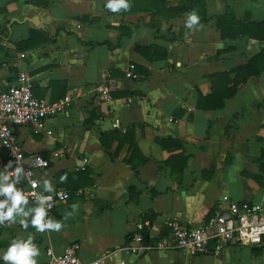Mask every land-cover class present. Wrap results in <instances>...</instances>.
Here are the masks:
<instances>
[{
	"label": "crops",
	"instance_id": "1",
	"mask_svg": "<svg viewBox=\"0 0 264 264\" xmlns=\"http://www.w3.org/2000/svg\"><path fill=\"white\" fill-rule=\"evenodd\" d=\"M128 2L129 11L113 13L107 0H0V91L26 72L35 98L72 97L66 113L47 118L53 135L14 128L26 154L48 161L37 169L40 186L48 179L70 192L49 218L63 227L39 233L31 217L27 230L19 217L6 222L0 257L14 239L31 235L37 264L46 262L47 248L61 254L71 243L86 261L115 252L111 264H264V240L228 243L219 256L192 257L176 247L122 252L136 223L154 225L148 241L167 234L169 220L199 226L226 194L264 216V68L237 84L222 108L210 98L228 93L240 66L264 49L244 34L221 36L215 19L229 8L244 23L263 21L264 0H204L210 19L192 29L187 15L167 12L179 0ZM104 73L105 95L96 91ZM9 164L0 149V184L11 182L4 180Z\"/></svg>",
	"mask_w": 264,
	"mask_h": 264
},
{
	"label": "built area",
	"instance_id": "2",
	"mask_svg": "<svg viewBox=\"0 0 264 264\" xmlns=\"http://www.w3.org/2000/svg\"><path fill=\"white\" fill-rule=\"evenodd\" d=\"M133 68L134 65H129L128 75L136 78ZM102 78L104 82L98 84L96 91L105 95L108 89L105 83L108 74L104 73ZM71 104L70 91L63 98L52 102L35 98L26 72H20L17 82L0 91V149L11 164L7 173H13L17 166H21L25 173H30V176L24 177L16 186L24 192L32 207L38 206L33 193L52 197L49 204L45 205L46 219L52 216L53 208L57 204L69 200L70 192L59 189L45 192L40 183L36 188L32 187L29 181H38L37 169L48 167V161L40 154H26L14 128L27 126L34 134L51 136L53 132L47 126V118L66 113ZM88 163L89 159L83 158L81 168L86 169ZM12 179L14 180L15 177L12 176ZM75 194L79 195L80 191H76ZM259 213V210L252 209L247 202L233 200L226 194L217 211L199 226L189 227L179 220H169L166 222L168 233L164 236L156 234L152 241H148L147 236L150 237L155 232L154 225L148 221L136 223L133 236L122 252L125 255L141 256L150 250L164 251L176 247L195 257L196 255L219 256L228 243L257 247L264 240V216ZM78 250L77 243L65 247L61 254L55 253L49 247L46 249L47 260L44 264H111L116 255L115 252H107L93 261H86L78 256Z\"/></svg>",
	"mask_w": 264,
	"mask_h": 264
},
{
	"label": "clouds",
	"instance_id": "3",
	"mask_svg": "<svg viewBox=\"0 0 264 264\" xmlns=\"http://www.w3.org/2000/svg\"><path fill=\"white\" fill-rule=\"evenodd\" d=\"M106 8L113 13H117L121 10L129 11L131 4L128 0H107ZM198 24L199 16L197 13L195 11L188 13L186 27L192 29ZM7 167H11V164ZM12 176L15 177L14 180ZM26 176H30V173H25L21 166H17L13 173L4 176L5 181L10 180L11 182L0 184V196L5 197L4 200L0 201V225H5L6 222L8 226L14 225L19 217V224L24 230H27L30 226L28 217H31V227L35 228L37 232L44 233L46 230L59 232L63 227L62 223L53 219H46L47 208L45 205L49 204V201L52 199L51 196L33 193L36 196L38 206L27 207V196L21 189L16 187V184L20 183ZM66 179V176L61 177V182H65ZM29 182L33 188H36L39 184L35 180H30ZM43 188L45 192H52L54 190L48 179L43 180ZM26 208L27 211L25 210ZM39 255L40 250L33 243V237L29 235L27 240L14 239L0 258L3 259L5 264H37L36 257Z\"/></svg>",
	"mask_w": 264,
	"mask_h": 264
},
{
	"label": "trees",
	"instance_id": "4",
	"mask_svg": "<svg viewBox=\"0 0 264 264\" xmlns=\"http://www.w3.org/2000/svg\"><path fill=\"white\" fill-rule=\"evenodd\" d=\"M192 11H195L199 16V22H207L210 19L206 15L204 0H179L178 4L174 7H167V12H170L172 16H179L183 13L184 15H187ZM215 21L221 36L234 39L237 35L244 34L252 39L255 38L260 41H264V20L259 22L247 21V23H244L243 20L237 19L234 12L228 8V11L224 15H221V17L216 18ZM34 35H37V33H34ZM34 35L31 34L30 39H32ZM41 40H43V37ZM262 56H264V49L261 50V53L254 56L247 64L240 66L238 69L239 78L233 82L232 86L229 87L227 91L228 93L220 96V91L214 90L215 94L210 98L214 101H220L217 108L223 107L226 99L225 97L235 93L237 84L246 81V79L254 76L255 74L260 73L262 68H264L263 65H259Z\"/></svg>",
	"mask_w": 264,
	"mask_h": 264
},
{
	"label": "water",
	"instance_id": "5",
	"mask_svg": "<svg viewBox=\"0 0 264 264\" xmlns=\"http://www.w3.org/2000/svg\"><path fill=\"white\" fill-rule=\"evenodd\" d=\"M35 20H37V19L34 18L33 20H28V21H30V22L33 23V24H36Z\"/></svg>",
	"mask_w": 264,
	"mask_h": 264
}]
</instances>
